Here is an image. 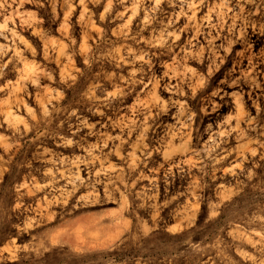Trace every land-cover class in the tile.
Returning <instances> with one entry per match:
<instances>
[{
    "label": "clouds",
    "instance_id": "obj_1",
    "mask_svg": "<svg viewBox=\"0 0 264 264\" xmlns=\"http://www.w3.org/2000/svg\"><path fill=\"white\" fill-rule=\"evenodd\" d=\"M0 264H264V0H0Z\"/></svg>",
    "mask_w": 264,
    "mask_h": 264
}]
</instances>
